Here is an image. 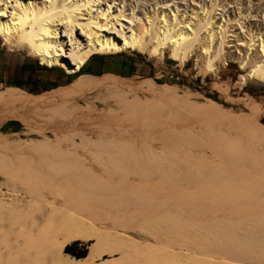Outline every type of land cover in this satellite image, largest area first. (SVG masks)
<instances>
[{"label":"bare ground","instance_id":"6f19581e","mask_svg":"<svg viewBox=\"0 0 264 264\" xmlns=\"http://www.w3.org/2000/svg\"><path fill=\"white\" fill-rule=\"evenodd\" d=\"M180 1L184 4L172 6L164 0H0V43L68 76L80 74L94 58L125 53L157 62L168 57L182 67L194 61L199 73L215 74L231 61L246 67L249 60L245 63L243 57L250 54L255 60L247 78L257 75L264 80V0ZM162 86L149 79L124 82L106 77L85 90L59 94L5 115L4 123L25 117L35 120L46 113L71 120L63 104L77 95L104 90L124 108L137 106L155 126L140 130L113 111L100 121L98 142L75 131L81 145L99 152L88 157L89 167L49 166L35 161L38 154L0 144L5 160L1 168L15 187L10 195L14 211L11 205V213L0 209V264H94L91 254L103 245L116 247L105 250L118 256L121 264H137V258L146 262L148 256L153 260L147 264H161L154 244L141 242L142 248L130 232L118 235L109 229L112 225L124 229L126 224L128 231L160 238L166 245L174 241L163 255L156 251L157 257L165 255L163 264H181L180 259L185 264H264V234H258L262 228L250 224L251 220L264 224V128L223 113L220 106L192 104L186 94L179 96L176 88ZM134 91L146 92L152 99L142 103L139 98H125ZM169 105L203 112L209 115L206 125L227 126V132L200 129L189 117L167 119L168 111H173ZM132 144L139 146L142 156L151 157L152 166L131 162L127 156L135 154ZM79 147L74 142L73 151ZM170 166L175 173L167 171ZM56 193L65 207L46 203L33 211L38 201H51ZM149 202L173 214L174 221L148 207ZM74 203L94 212L103 209L105 215L81 217ZM184 219L202 224L217 240L198 247L182 236L186 231L171 230L169 224H185ZM91 238L96 243L87 258L63 255L66 246ZM145 246L156 248L150 253L155 259L146 256L150 250ZM135 247L137 258L131 255ZM143 249L145 260L138 257ZM196 250L211 258L193 254Z\"/></svg>","mask_w":264,"mask_h":264},{"label":"rangeland","instance_id":"374dc122","mask_svg":"<svg viewBox=\"0 0 264 264\" xmlns=\"http://www.w3.org/2000/svg\"><path fill=\"white\" fill-rule=\"evenodd\" d=\"M158 1L162 2L163 0H158ZM166 1H170L172 3V6H174L175 4H180V5L184 4L180 0H164L165 3ZM261 17L262 19H264V13L261 14ZM0 49L6 50V51L8 50L9 52H12V53H18L24 58V60H29L33 66H36V72H37L36 76H38L39 81L42 82V84H46V82H48L50 79H53L54 82H57V85H58L57 88L55 87L52 91L44 92L43 94L39 96H36L34 94L32 95L29 92H25L20 89L8 88V91L10 92V94L15 96V103L13 105H6V106L4 105L5 102L3 100L0 103L2 104L0 107H3L0 110V144H4L6 145V147H11V148L18 147L19 149H22L25 152L38 154V156H33L37 158L35 161L40 163L42 160L43 164H47L49 166H53L57 163H60V164L66 163V164H70V166L89 167L90 164L87 161L88 157L92 158L91 155L95 156L94 153L98 154L99 152L97 149H92V148L84 147L83 145H81V141H80L81 138L77 136L76 132L81 131L82 133H85L87 137H90L93 141L98 142L100 138L97 137V132L99 129L100 121L102 120L104 121L103 118L110 117L113 111L122 113V115L125 116V118L123 119H127L128 121L133 123V125L137 126V128H139L140 130L154 128L155 125L151 122V118L148 115H143L144 113L139 111L140 109H138L137 106H133L131 108L129 107L124 108L121 104V101L119 102L117 101V104H116L112 98L107 97L104 90L102 91L95 90L90 93H85L86 95L85 94L77 95L72 100H68V102L65 103L66 105L63 104V109L67 110L71 120H67L68 117L66 119H63V117L59 118L58 115H51L49 113H46L44 116L37 118L35 120H33L31 117H25V118H17V119L4 123L6 114H9L12 111H16V112L20 111L19 109H16V108L27 107L30 105L34 106L39 103L47 102L48 100H51L53 97L59 94H63V93L67 94L73 91L85 90L95 85L96 83L100 82L102 79L106 77H110V78H113L119 81H124V82H131L137 79H142V80L149 79L156 85V87H159V86L163 87L162 85H165L170 88L171 87L176 88L178 95L184 96L186 94L187 96L190 97L191 102L194 101L192 102V104L193 103L195 104L197 102V104H200L203 106L204 105L214 106V107L220 106L222 108L221 111L223 113H230V115H236L248 125L256 126L259 128H264V80L260 76H257V75H255L254 79L253 78L250 79V81L247 78V75L251 70L250 64L252 62L254 63V60H255L252 58L253 59L252 61L251 59L252 56L250 54L249 56L243 55L244 56L243 59L245 58L244 60L245 63L248 60L249 61L251 60V62L248 61L245 64L246 67L243 66L242 68L239 65L240 61L238 63L231 61L230 63L227 64V67H224L222 70H219L215 74L213 72L199 73L196 70L194 61L182 67L180 66L179 63L169 60L168 57L163 59L162 61L157 62L155 60L149 61L148 58L140 56L138 54L125 53V54L116 55V56H106V57L94 58L93 60H91L89 65L83 69V70L85 69L88 70V73H83V70H82L81 73L77 74L76 76H68V75H65V72H63L60 69L51 70L43 66H40L38 61H36L26 52H20L17 50L4 48L2 47L1 43H0ZM248 63L250 66L248 65ZM247 65L249 67H247ZM126 66H128L127 69H126ZM244 68L245 69L247 68V69L245 70ZM240 78L241 79L245 78L248 80L243 85V84H240L241 82ZM129 93L130 94H127L125 98L130 101L136 98H139L141 99V101H143L142 103H144L147 101L146 99H152L149 96V94H147L146 92L140 93V92L134 91V92H129ZM92 104H94L95 107ZM96 106L98 108H96ZM169 106H170L169 108H171L173 111L170 110V113L168 111L167 117L169 118L167 119L177 120L178 118L184 117L185 119L188 120V117H189L191 118L189 120L195 123L194 126L197 127L198 125L200 129L201 128L206 129L209 132H214V131L215 132L217 131L227 132L226 130L227 126H218V125L213 126L211 124L206 125V121L209 115L207 116V114H204L203 112H200L198 110L195 111L194 108L192 109L190 107H183V108L177 109L176 107H172L171 105ZM194 111L196 113H194ZM2 121L4 124L2 123ZM11 122H16L17 125H8ZM74 142L80 145V147L77 150V153L73 151ZM132 145H133V150H134L133 152L135 154L133 156H127L128 158H132L131 162L137 163L138 161H140L143 165L152 166L153 164L151 163L152 161L151 157L142 156L139 146H137L136 144H132ZM114 146H116V144ZM91 151H94V152H91ZM4 161L5 160L3 156L1 155V147H0V196H1L0 200L3 201V202L1 201L2 203H0L1 205L0 209L3 207V210H5V212L11 213L10 211L13 208L12 209V212H13L14 207H13V204L11 205L12 202L10 201L12 199L10 195L14 193L13 189L15 187H14V184L10 181V179H8V177L5 175V172L1 168L2 167L1 164ZM165 165H168V164L166 163ZM165 165L161 163L162 167H164ZM167 171L171 173H175L173 166L168 167ZM56 195L57 196H53L51 201H48V202L40 201L42 203L38 201L36 204L37 207L36 205L33 206V211L34 210L35 212L36 210L38 211L39 208L45 206L46 203L47 205H52L53 203V205H55L56 207H58L59 205L60 206L59 208L65 207V204L61 205L65 202H63V199L60 198L61 197L60 194L58 195L56 193ZM60 199L62 200L63 203L61 202ZM4 201L7 203H5ZM155 204L157 203L149 202L146 205L148 207H151L154 211L159 212L163 217L167 216L169 220H171L172 222L174 221L172 217L173 214L166 211L163 207L157 208ZM10 205L12 208L10 207ZM72 206L75 207L81 213H83L81 217L83 216L86 217L89 214L93 215L95 213L96 215L103 216V217L105 215V211L103 209H97V211L94 212L92 209L82 204H79V203H74L72 204ZM6 207L8 209H6ZM97 219H99V217H97ZM185 221H184L185 224H177V226H174L171 223L169 224V227L171 228V230L177 229V230L186 231L187 234H183L182 236L187 237L191 242L195 243V246H198V247H202L208 244L209 242L212 243V241L217 240L216 239L217 236L215 234L206 233L207 230L203 228L202 224L201 225L195 224V223L191 224V223H187L188 222L187 220ZM102 223L103 222H99V227L100 225L102 226ZM250 224L259 225L262 229L258 231V234L259 233L264 234L263 232L264 224L263 223L260 224L257 222V220H254V221L251 220ZM125 226L126 227L129 226V224H126ZM109 227H110L109 229L112 228L113 232L111 231V233H115L116 231L114 232V230H117L118 235H120V233L121 235H124L125 233L123 234V232H126V233L130 232L129 236L132 237L133 239L135 238L134 239L135 241L138 240L139 243L143 242V244L146 241L148 246L151 245L152 243V245L154 244L156 247H158L157 248L158 250H155L156 248L153 249V246H151V248H149L148 246H145L147 247V251L150 250L148 254L146 250L144 251V249H146L144 247V249L142 250L143 251V255H141L142 257L138 256L140 258H144V260L147 255H150V253L154 252L152 251L153 249L155 250L154 253L156 257L153 255L154 253L151 254L150 256H152L153 258L155 257L156 259H159L157 260L159 262L161 260L164 261L165 255L162 257L161 255H163L166 248L172 247L171 246L173 244L172 242H174L173 240H170L169 241L170 246H169V245H166V243L162 239L152 238L151 235H150L151 237H149L148 235H145V233H142L138 230L128 231L127 230L128 227L127 228L125 227L124 228L125 230H124L123 228H117L116 225L114 227L113 225ZM175 235L177 236V234ZM206 236H208V238H206ZM57 239L59 240L60 237ZM78 242H79V245L77 247H74L73 251L76 254H83L84 251H86L87 257H88L90 252L92 251L91 247L96 243V239L91 238L85 241H77L76 243ZM177 244L178 246H180V244L182 243H177ZM72 246L73 244L66 246L64 250H62L63 251L62 253L63 255H66L70 257L71 259L77 260L72 255L67 254L65 251L67 247H72ZM103 246L94 248V250L95 249L97 250V251L93 250L94 252L91 254L94 264H106V263L121 264L117 261L118 256L116 255L110 256L106 252V250L108 249L115 250L116 247L107 245V247L105 246L104 248ZM140 246H142L143 248L142 243ZM180 247L183 250H187L184 244ZM180 247H179V251H181ZM99 248L101 251L99 250ZM133 250L135 252H138L136 251L138 250V247L137 249L136 247L135 249H132L131 252H133ZM98 251H100V253L105 251L107 254L105 256H103V254L102 256H100V253L99 254L97 253ZM142 251H140V253H142ZM156 251H160V253L158 252L159 254H161L160 256L158 255L159 258L157 257L158 253ZM145 252H146V256L144 254ZM193 254L200 256V257L211 258L210 254L208 255V253H205L203 251L201 252V250H196ZM131 255H136L134 257L137 258V254H135L134 252L133 254L131 253ZM98 256H100L101 258L103 257V258L101 259ZM150 258L151 257L148 256V261L153 260V259L149 260ZM137 260L139 261L140 259L137 258ZM180 260L182 261L181 264H185L184 261L186 260L184 259H180ZM138 261H136L137 264L149 263L147 261V258H146V262L140 260V262H142L140 263ZM163 261H161V264H163Z\"/></svg>","mask_w":264,"mask_h":264},{"label":"crops","instance_id":"0c3cea01","mask_svg":"<svg viewBox=\"0 0 264 264\" xmlns=\"http://www.w3.org/2000/svg\"><path fill=\"white\" fill-rule=\"evenodd\" d=\"M36 73V66H33L29 60H24L18 53L0 49V103L2 100L5 106L15 103V96L10 94L8 88L20 89L39 96L58 87L53 79L42 84ZM1 108L3 107H0V110Z\"/></svg>","mask_w":264,"mask_h":264},{"label":"trees","instance_id":"16d2710c","mask_svg":"<svg viewBox=\"0 0 264 264\" xmlns=\"http://www.w3.org/2000/svg\"><path fill=\"white\" fill-rule=\"evenodd\" d=\"M83 73H88V70H86V69L83 70ZM67 77H68V76H67ZM69 79H70V77H69ZM56 88H57V86H56ZM39 101H41V100H39ZM8 125H17V124H16V122H11V123H9ZM78 245H79V243H75V244H73L72 247H67L65 251H66L67 254L72 255V256L75 257L77 260H81V259H84V258L87 257V252L84 251L83 254H76V253L73 251V248H74V247H77Z\"/></svg>","mask_w":264,"mask_h":264}]
</instances>
